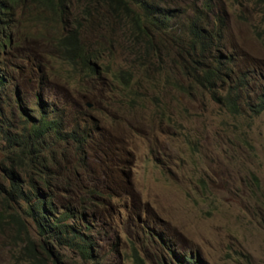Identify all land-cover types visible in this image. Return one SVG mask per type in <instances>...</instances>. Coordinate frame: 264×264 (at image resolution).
Listing matches in <instances>:
<instances>
[{
  "label": "rangeland",
  "instance_id": "1",
  "mask_svg": "<svg viewBox=\"0 0 264 264\" xmlns=\"http://www.w3.org/2000/svg\"><path fill=\"white\" fill-rule=\"evenodd\" d=\"M218 4L226 52L255 91L252 98L264 90V75H257L264 72V45L253 32L260 13L246 0ZM42 22L22 18L15 29L18 44L5 53L21 52L4 60L1 113L21 130L24 118L33 123L52 103L69 128L79 124L91 132L88 157L79 166L85 175L67 182L74 193L69 202L77 208L87 205L84 191L99 194L93 223L97 264H186L185 256L197 264H264V113L251 117L243 109L232 115L201 86L187 94L162 83L125 87L110 73L52 64L50 42L61 30L50 26V18ZM89 33L84 37L91 39ZM122 34L115 26L111 37L121 42L110 45L112 56L101 63L133 73L130 43L122 42ZM37 44H44L42 53ZM40 70L48 72L44 80ZM4 152L0 136V163L9 166ZM78 164L75 151L71 165ZM17 236L16 223L0 227V264H28ZM63 264L83 263L67 254Z\"/></svg>",
  "mask_w": 264,
  "mask_h": 264
},
{
  "label": "trees",
  "instance_id": "2",
  "mask_svg": "<svg viewBox=\"0 0 264 264\" xmlns=\"http://www.w3.org/2000/svg\"><path fill=\"white\" fill-rule=\"evenodd\" d=\"M166 1L0 0V95L7 80L5 57L21 52L5 53L18 44L15 29L22 16L29 22L43 17L42 23L50 17V26L61 30L50 42L52 64L60 61L84 74L110 73L125 87L133 82L147 89L149 83H162L187 94L201 86L232 115L245 113L243 109L251 117L264 113V90L250 98L255 91L239 76L229 75L232 57L222 52L219 35L225 27L216 21L217 0H175L172 6L163 4ZM246 1L257 8L264 22V0ZM31 9L36 10L31 13ZM115 26L122 29V42L130 43L127 53L133 56V73L111 71L101 63L103 56H112L110 45L121 42L111 37ZM258 28L253 32L264 45V30ZM87 32L91 39L84 37ZM35 48L42 53L44 44ZM50 70L54 72V66ZM39 72L41 79L47 73ZM13 125L0 112V136L5 143L2 159L11 164L0 163L4 172L0 176V227L16 223L19 253L28 264H63L67 254L95 264L91 262L95 257L92 229L99 194L94 189L84 191L81 199L87 205L80 208L61 203L65 195H74L67 181L85 175L79 166L88 157L91 132L79 124L69 128L52 103L50 110L25 128ZM75 151L77 166L71 165ZM182 261L197 264L190 256Z\"/></svg>",
  "mask_w": 264,
  "mask_h": 264
},
{
  "label": "clouds",
  "instance_id": "3",
  "mask_svg": "<svg viewBox=\"0 0 264 264\" xmlns=\"http://www.w3.org/2000/svg\"><path fill=\"white\" fill-rule=\"evenodd\" d=\"M215 14H216V21H218L219 23H223V25L222 26H224L225 27V23H224V19H223V17H222V8L219 6V4H218V0H217V6H216V9H215ZM22 18H25V16H22ZM48 18H50V17H47V18H45L44 19V23L46 22V20H48ZM43 23V24H44ZM216 23V22H215ZM33 25H35V24H33ZM256 27H259L258 29H263L264 30V22L263 21H260V23L258 24V25H255V27H254V30H256ZM6 30H8V29H6ZM27 31H28V35H32V32H31V29H27ZM12 34H14V32H12ZM8 36H10V34H8ZM220 41L221 42H223V48H222V52L223 53H227V54H230V53H228V52H226V49H225V41H226V39H225V33H220ZM231 55V57H232V61L230 62V64L228 65L229 67H230V72H229V75L232 77V78H235V77H237V76H239L240 77V79H242L243 80V77L241 76V74L240 73H238L237 71H235L234 70V58H233V56H232V53L230 54ZM60 62V61H59ZM63 63V62H62ZM63 64H65V63H63ZM67 65V64H66ZM52 66H54V65H52ZM261 73V72H260ZM260 73H257V75L258 74H260ZM47 74H48V72H47ZM55 73L54 72H52V70H50V78L54 75ZM262 74V73H261ZM263 75L264 74H262V77L261 76H259V78L260 79H262L263 78ZM42 80H44V78H42ZM227 81V80H226ZM244 81V80H243ZM245 82V81H244ZM246 83V82H245ZM248 84V83H247ZM3 101H0V112H1V107H2V105H3ZM25 119V121H26V124L24 125V128L26 127V125L28 126L29 125V122H28V120L26 119V118H24ZM54 119L56 120V117H54ZM48 120H50V118H48ZM38 122V121H37ZM22 133H24V132H22ZM2 174H1V172H0V176H1ZM97 192V191H96ZM98 193V192H97ZM74 194V193H73ZM69 196V197H68ZM65 195V197L63 198V199H66V200H64L62 203H65V202H69V199H73L74 198V195ZM70 203V202H69ZM72 207H74V208H77L76 206H73V205H71ZM96 215L97 214H95V219H94V222L93 223H95V222H97V219H96ZM94 227V226H93ZM30 232L32 233V231L30 230ZM93 233H94V231H93V229H92V235H93ZM95 238H94V245L92 246V250L95 252ZM70 255V254H69ZM94 255H95V257L93 258V260L91 261L92 263H94V262H96L95 264H97L98 262H97V260H96V253H94ZM73 256H75V255H73ZM77 258H78V260L80 261V262H82L83 264H91L90 262H84L82 259H80L79 258V256H76ZM191 257V256H190ZM136 258L138 259V257L136 256ZM65 259L67 260V257L65 256Z\"/></svg>",
  "mask_w": 264,
  "mask_h": 264
},
{
  "label": "bare ground",
  "instance_id": "4",
  "mask_svg": "<svg viewBox=\"0 0 264 264\" xmlns=\"http://www.w3.org/2000/svg\"><path fill=\"white\" fill-rule=\"evenodd\" d=\"M90 106V105H89Z\"/></svg>",
  "mask_w": 264,
  "mask_h": 264
}]
</instances>
